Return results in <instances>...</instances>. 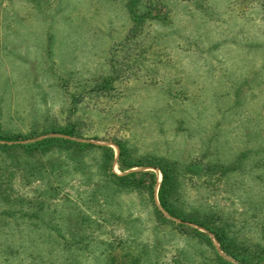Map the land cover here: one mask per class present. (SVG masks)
Wrapping results in <instances>:
<instances>
[{
    "label": "rangeland",
    "instance_id": "rangeland-1",
    "mask_svg": "<svg viewBox=\"0 0 264 264\" xmlns=\"http://www.w3.org/2000/svg\"><path fill=\"white\" fill-rule=\"evenodd\" d=\"M64 127L76 135L51 132ZM0 130L114 154L14 156L31 202L1 200L0 264H264V0H0ZM119 143L137 166L119 168ZM164 160L179 216L158 199Z\"/></svg>",
    "mask_w": 264,
    "mask_h": 264
},
{
    "label": "trees",
    "instance_id": "trees-1",
    "mask_svg": "<svg viewBox=\"0 0 264 264\" xmlns=\"http://www.w3.org/2000/svg\"><path fill=\"white\" fill-rule=\"evenodd\" d=\"M132 17L137 18L135 16V13L133 10ZM147 15V14H145ZM51 132H56L59 134H65L69 136H75L76 131L73 127L71 128H60L57 130H52ZM30 137L22 136L19 133L12 134L7 131L2 132L0 130V203L1 200L6 203H13L21 201L27 205L29 202H31L30 199H28L27 196L19 197L15 194L13 191V176H15V163L16 160H14V156L21 155L24 156L25 159L34 156L35 153H43L49 152L52 148L58 147L65 151H73L72 149L79 151L81 153H86L91 149H100L102 151V154L104 156V165L105 167L108 166L109 162L111 163V160L114 156L113 150L109 146H103V145H96L93 143L88 142H78L69 138L59 137V136H49L44 137L41 139H36L28 142H22L25 139H28ZM119 153H118V166L121 170L129 169L133 166H137L139 162L133 161L128 154L127 148L120 144L118 145ZM18 153H17V152ZM7 158V159H6ZM27 167L24 168L25 171H28L27 173L22 174V179L26 180V182H29V177L34 175V170L29 169L31 165L29 162H26ZM192 164V163H191ZM209 164V163H207ZM212 168L216 165L215 163L209 164ZM158 168L161 172L162 180L160 183V187L158 190V199L160 202V205L171 215L173 216H179L177 205H173V203L170 201L171 192L174 191V186L176 182V176L174 172H172L173 167L169 162H166V160L161 161L158 164ZM29 169V170H28ZM107 169V168H106ZM209 169V168H208ZM205 174L210 173L207 172V169L204 170ZM226 173L227 171H223ZM106 179L108 182H111L112 184L116 186L121 187H140L145 184V182H148V186L150 188L153 187V184L155 183V174L149 170L147 171H130L128 173L118 175L111 170H109L108 174L106 175ZM1 208V207H0ZM8 215H15L16 210L14 209H6L5 211H1V213H5ZM20 213L27 214L24 209L20 210ZM195 233L202 235L203 237L209 239V237L205 233H201L197 230H193ZM218 241V243L221 246V249L228 255L233 256L235 260H240L243 257H237V254L241 250L249 249L244 244L242 240H239L235 235L232 233H229L223 226H218L217 229L211 230ZM233 232V231H232ZM237 254H235V253ZM241 262H247V259L243 258L241 259ZM225 264H232L229 261L223 260Z\"/></svg>",
    "mask_w": 264,
    "mask_h": 264
}]
</instances>
